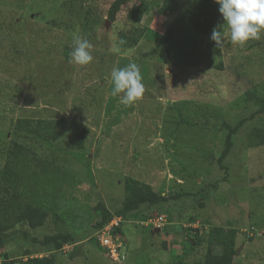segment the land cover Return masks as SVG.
Segmentation results:
<instances>
[{"label": "rangeland", "instance_id": "obj_1", "mask_svg": "<svg viewBox=\"0 0 264 264\" xmlns=\"http://www.w3.org/2000/svg\"><path fill=\"white\" fill-rule=\"evenodd\" d=\"M112 1L0 0V168L17 138L15 120L29 117L61 121L51 142L17 140L57 157L68 170L58 196L62 222L51 216L38 228L17 225L0 250V264L28 252L49 254L31 237L59 230L79 241L57 251L56 264H117L97 244L94 224L102 206L116 212L122 205L126 176L167 195H197L130 214L121 264H202L213 226L236 229V264H264V144L246 147L262 117L236 135L227 180L215 160L222 123L254 111L245 93L264 89V30L259 39L234 45L225 25L219 49L211 32L197 33L186 19L193 0L136 1L144 11L139 23L124 13L110 21ZM223 23L220 14L216 27ZM169 27L174 34L165 41ZM76 37L93 45L88 65L71 62ZM114 45L119 53L110 51ZM129 63L139 66L145 91L124 106L111 94V71ZM174 106L196 124L166 140ZM160 216L166 224L156 230L148 221Z\"/></svg>", "mask_w": 264, "mask_h": 264}, {"label": "trees", "instance_id": "obj_2", "mask_svg": "<svg viewBox=\"0 0 264 264\" xmlns=\"http://www.w3.org/2000/svg\"><path fill=\"white\" fill-rule=\"evenodd\" d=\"M136 1L143 0H113L110 3L107 16L110 21L115 22L124 15L131 21L141 22L143 8L136 5ZM219 5L214 0H193L190 8L187 9L185 17L197 33L209 34L216 27L220 13ZM174 29L169 27L164 35L165 41L173 37ZM220 49V47H219ZM245 100L252 102L256 107L248 115L239 118L235 123L224 122L221 125L223 138L221 149L215 159L221 170L225 171L223 179L227 180L229 166L227 160L235 147V137L246 125L247 122L262 117V126L256 127L249 133L246 147H254L264 144V89L257 86L246 91ZM176 112L173 127L168 131L166 140H169L178 132L181 126H194L196 123L186 117L182 108L172 107ZM61 121L58 119L18 117L13 126V132L18 137L30 138L36 143H47L53 141L60 128ZM83 135L78 140V147H83ZM13 138L7 150L5 162L0 168V250L3 249L9 238L14 233L17 225L27 224L31 228L43 226L49 217H54L55 223L62 222L61 214L58 212V196L61 194L68 175V170L57 162V157L50 154H42L32 150L27 144ZM216 186V185H213ZM125 198L122 205L116 212L108 208H101L99 217L95 221L97 231L107 226L114 216L125 217V220L111 230L112 235H119L124 238L123 225L129 215L140 211L144 206L155 207L164 205L170 200L178 199L180 196L196 193L164 194L155 190L154 187L133 176L124 178ZM189 230L198 229L189 227ZM235 228L213 226L209 230L206 241L207 250L202 258V264H236L237 250ZM32 242L40 244L50 251L43 256L28 255L20 260H8L3 264H56V252L69 243L77 240L68 231L59 230L56 233L45 235L43 239L31 237ZM97 244L108 258V249L101 244L96 237ZM124 241V240H123ZM201 242V241H200ZM125 244V243H124ZM123 253H126L123 248ZM126 258L124 259L125 262Z\"/></svg>", "mask_w": 264, "mask_h": 264}, {"label": "clouds", "instance_id": "obj_3", "mask_svg": "<svg viewBox=\"0 0 264 264\" xmlns=\"http://www.w3.org/2000/svg\"><path fill=\"white\" fill-rule=\"evenodd\" d=\"M214 2L219 5L218 11L224 21L223 25L214 27L210 35L217 48L223 45L225 25L234 45H244L250 40L260 38V33L264 30V0H214ZM123 43L124 41H119V44ZM92 47L88 39L76 37L70 51L71 62L80 66L91 63ZM110 51L119 53L120 47L114 45ZM111 80L113 83L111 94L113 97L119 96V102L124 106H130L139 100L145 91L136 63H129L122 68L114 67L111 71Z\"/></svg>", "mask_w": 264, "mask_h": 264}, {"label": "built area", "instance_id": "obj_4", "mask_svg": "<svg viewBox=\"0 0 264 264\" xmlns=\"http://www.w3.org/2000/svg\"><path fill=\"white\" fill-rule=\"evenodd\" d=\"M125 220V217L116 215L110 221V223L105 226L103 229L98 231V239L103 246L108 249L109 256L114 260L121 264L125 259V255L123 253L124 241L121 239L119 235H112L111 230L114 226H118L121 222ZM148 223L152 224V227H162V225L166 224L165 217L160 216L155 219H151Z\"/></svg>", "mask_w": 264, "mask_h": 264}, {"label": "water", "instance_id": "obj_5", "mask_svg": "<svg viewBox=\"0 0 264 264\" xmlns=\"http://www.w3.org/2000/svg\"><path fill=\"white\" fill-rule=\"evenodd\" d=\"M156 230H159V228H157ZM237 252H238V250H237Z\"/></svg>", "mask_w": 264, "mask_h": 264}]
</instances>
